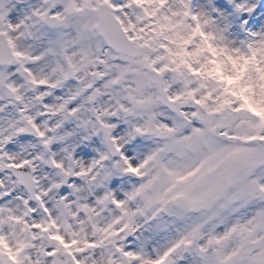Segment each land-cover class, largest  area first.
I'll return each mask as SVG.
<instances>
[{"label":"snow or ice","instance_id":"1","mask_svg":"<svg viewBox=\"0 0 264 264\" xmlns=\"http://www.w3.org/2000/svg\"><path fill=\"white\" fill-rule=\"evenodd\" d=\"M0 264H264V0H0Z\"/></svg>","mask_w":264,"mask_h":264}]
</instances>
